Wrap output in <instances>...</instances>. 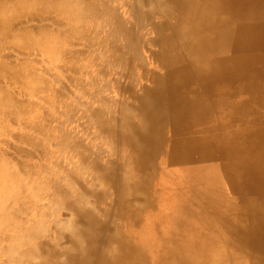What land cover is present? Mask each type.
<instances>
[{
  "label": "bare ground",
  "instance_id": "bare-ground-1",
  "mask_svg": "<svg viewBox=\"0 0 264 264\" xmlns=\"http://www.w3.org/2000/svg\"><path fill=\"white\" fill-rule=\"evenodd\" d=\"M149 2L151 11L139 24L143 34L151 35V61L139 48L134 53L145 73L164 67L165 75L142 91L145 119L132 151L136 162L125 153L116 161L110 152L104 170L108 179L121 176L122 200L155 186L151 200L162 206L154 210L159 221L152 222L147 238L142 237L145 229L133 237L120 228L102 237L93 231L102 222L80 208L85 197L91 198L89 206L105 208L106 196L91 184L81 194L73 186L81 183L77 176L65 188L43 183L42 190L46 187L50 196L69 201L75 215L86 219L68 237V247L57 245L60 233L51 242L37 243L32 233L41 232L42 219L22 229L20 237L18 232L3 234L0 255L13 264H264V0ZM78 6L72 0H0V51L36 48L54 59L63 57L60 50H51L56 41L48 34L49 25L57 15L76 18ZM117 13L108 11L125 29ZM22 19H39L42 29L28 28ZM8 60L0 55L1 77L29 92L45 89L43 82L27 75L25 64L13 66ZM5 99L0 89V100ZM9 103L21 113L19 103ZM107 125L105 131L113 133ZM65 139L59 140V150H77ZM123 145L131 148L129 140ZM179 155L181 164L175 163ZM173 181L178 186L170 196L165 188ZM176 192L184 194L182 200H172ZM190 192L198 203L209 205L188 210L194 214L184 219ZM2 218L4 230L17 227L16 217Z\"/></svg>",
  "mask_w": 264,
  "mask_h": 264
},
{
  "label": "rangeland",
  "instance_id": "rangeland-1",
  "mask_svg": "<svg viewBox=\"0 0 264 264\" xmlns=\"http://www.w3.org/2000/svg\"><path fill=\"white\" fill-rule=\"evenodd\" d=\"M72 1L79 5L76 18L57 15L54 25L47 24L51 27L48 34L56 41L50 46L51 50H60L63 57L54 59L36 48L24 50L9 46L0 51V55L9 57L5 62L13 66L25 64L30 69L27 75L45 85L44 90L28 92L0 76V89H9L13 101L19 103V109L21 107V113L14 112V123L0 118V223L3 216L17 218L14 229L4 230L6 222H2L0 237L3 234L12 237L17 232L20 237L22 229L42 219L41 232L35 229L32 233L37 243L51 242L60 233L55 238L57 245L68 247V237L81 228V219L86 218L76 216L69 201L56 194L50 196V191L45 190L46 187L42 190L40 185L55 182L65 188L71 185L72 177L77 176L81 183L72 185L81 194H84L81 188L89 189L91 184L92 189L106 196V207L101 209L89 206V197L81 201L80 209L91 211L97 221L102 222L94 226V232L108 238L120 228L122 233H134L136 237L145 229L142 237L147 238L150 235L146 231L151 229L152 222L159 221V213L155 215L154 210L162 207L151 200L156 187L149 185L143 188L140 193L143 195L133 192L128 199L122 200L121 176L108 179L104 160L111 152L116 161L125 153L130 155L132 164L136 162L132 151L139 143L138 133L145 119L140 104L144 97L142 91L154 86V81L165 75L164 67L145 73L138 66L134 53L139 48L151 61L152 42L148 39L151 35L143 34L139 23L152 6L149 0ZM110 10L118 12L125 29L108 15ZM22 20L31 25L28 28L42 29L39 19ZM106 123L113 133L105 131ZM22 138H28L29 144ZM63 138H67L64 142L70 140L76 144L77 150H59L57 146ZM126 140L131 143L129 149L123 145ZM18 149L29 151L28 158L18 153ZM175 158V163H183L180 155ZM26 162L28 169L23 166ZM142 177L137 176L146 180ZM177 186L175 181L169 183L165 188L167 195L174 194ZM183 195L176 192L172 200H182ZM144 196L148 202L144 201ZM187 196L189 194L184 198ZM192 196L190 192L192 202L183 213L184 219L194 214L188 210L209 205L204 200L198 203L199 200ZM124 207L127 208L126 216ZM17 228H21V232ZM6 263L13 264L0 255V264Z\"/></svg>",
  "mask_w": 264,
  "mask_h": 264
},
{
  "label": "crops",
  "instance_id": "crops-1",
  "mask_svg": "<svg viewBox=\"0 0 264 264\" xmlns=\"http://www.w3.org/2000/svg\"><path fill=\"white\" fill-rule=\"evenodd\" d=\"M5 91H6V99H5L6 102L3 101V100H0V118H2L6 122H10L12 120V122L14 123V109L9 103V102H11V104H12L14 98L11 96V94L9 92V89H7ZM9 105H10V107H9ZM22 141L26 142L27 144H29V141L27 139H23L22 138ZM17 151H18V153L24 154L28 158L29 151H25L23 149H18ZM1 153L5 154V152H1ZM27 163L28 162H26V165H23L26 169H28V164Z\"/></svg>",
  "mask_w": 264,
  "mask_h": 264
}]
</instances>
